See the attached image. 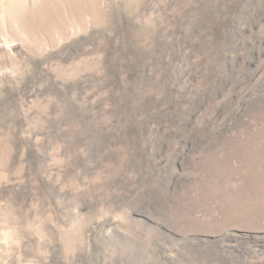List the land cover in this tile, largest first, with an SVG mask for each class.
Instances as JSON below:
<instances>
[{
  "label": "rangeland",
  "instance_id": "obj_1",
  "mask_svg": "<svg viewBox=\"0 0 264 264\" xmlns=\"http://www.w3.org/2000/svg\"><path fill=\"white\" fill-rule=\"evenodd\" d=\"M0 264H264V0H0Z\"/></svg>",
  "mask_w": 264,
  "mask_h": 264
}]
</instances>
